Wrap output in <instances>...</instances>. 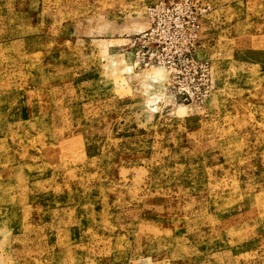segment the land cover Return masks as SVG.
Segmentation results:
<instances>
[{"label":"rangeland","instance_id":"rangeland-1","mask_svg":"<svg viewBox=\"0 0 264 264\" xmlns=\"http://www.w3.org/2000/svg\"><path fill=\"white\" fill-rule=\"evenodd\" d=\"M0 264H264V0H0Z\"/></svg>","mask_w":264,"mask_h":264}]
</instances>
